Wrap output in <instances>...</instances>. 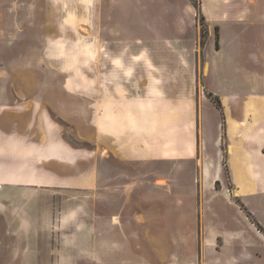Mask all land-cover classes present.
I'll list each match as a JSON object with an SVG mask.
<instances>
[{"label": "rangeland", "instance_id": "rangeland-1", "mask_svg": "<svg viewBox=\"0 0 264 264\" xmlns=\"http://www.w3.org/2000/svg\"><path fill=\"white\" fill-rule=\"evenodd\" d=\"M109 1L0 0V264H70L71 258H67L70 257L69 254H95L103 251L102 247L110 248V244L101 245L97 240V237L105 236L98 231L100 224L97 219L102 215L97 211L99 206L175 205L181 202L180 198L170 195L165 199L161 196V191L153 186L165 181L154 168L147 172L150 174L146 182L136 181L135 194L127 191L129 185H123L128 182L124 176V180L114 183L107 179L98 181L99 193L96 179L92 183H85V187L79 184L76 187L78 182L75 179L82 173L90 174L94 171L95 175L96 171L95 131L92 128L83 133L81 126L88 115L94 117L97 92L117 93L119 89L127 91L131 77L137 76L141 80L143 76L151 77V80L154 77L144 67V55L140 59H134L119 46L130 44L128 41H132L134 37L112 36V30L116 34L123 32V25L127 27L128 22L133 20L131 14H126L128 2L111 6ZM137 1V13H144L147 10L145 0ZM204 7L201 0H191V4L163 6L169 18L166 25L160 27L162 33H167L166 38H162L163 41L168 45L175 44L182 51L185 65L186 61L196 64V68L189 71H192L190 76L196 81L197 96L208 98L219 105V97L215 95L218 92H264V81L258 83L254 78L251 79L253 83L245 82L242 72L251 71L264 76V69L247 68L250 66L246 65L245 56L241 52L223 53L217 60L218 65L223 66L216 72L217 78H206L209 66L221 54L216 49L220 48L219 39L223 29L218 21L208 19ZM250 8H256V5ZM152 23L153 21V30L148 26L146 28L157 31ZM157 24L160 25L158 21ZM232 25L237 30L241 29L238 22H233ZM152 41L148 38L143 43L150 44ZM135 42L140 41L137 39ZM102 46L105 50L101 53ZM231 55V64H235L236 68H231L228 63ZM201 110L203 120H207L209 126L210 148L204 156H215L213 141L218 134L217 122L220 116L214 107L210 109L205 105ZM53 140L67 142L71 147L82 149L83 153L88 154L85 159L77 158L79 163L82 162L81 166H71L72 185L67 180L48 179V175H56V166L41 164L39 161V150ZM23 150L28 155L26 159L22 157ZM104 167L105 175L108 172L125 175L126 172H132L126 165L104 164ZM112 168L116 170H111ZM64 170L57 175H67ZM171 170L168 172L170 177ZM184 171L179 176H173L174 185L179 183V187L182 184L188 186L192 171L188 167ZM142 172L143 170L136 171L138 175ZM194 177L196 184H199L197 174ZM107 184L121 185V189L111 192L105 188L103 191L108 193L102 196L101 188ZM227 185L225 179L224 182L218 180L217 185L204 187L201 194L208 207L217 209L219 216H225L232 222L231 227L235 228L238 227L240 218L228 198L231 192ZM231 199L236 201L233 197ZM261 200L264 203V197ZM251 204L264 208L263 204L255 201ZM196 205H199V200ZM35 208L41 211V223L37 229L40 236H33L32 239L16 236L17 217L22 218L24 231H30L32 227L30 229L28 225L32 215L26 211ZM67 215L70 216L66 220ZM104 215L106 225L113 226L111 215L117 214ZM261 219L264 222V213L261 214ZM62 221L67 222L62 224ZM161 225L164 229L163 221L158 222L157 227ZM151 231L154 238L129 239L127 250L131 253H145L151 260H155L153 264H203V255L210 246L204 245L200 231L199 238L193 241L189 239L183 246L171 244L170 233L177 232L176 226L163 230L161 236L156 226ZM103 242H106L105 238ZM115 247L119 251L126 249L125 244ZM251 251L255 255V250ZM177 252L183 257V261L177 260ZM21 253L23 256L41 253V256L32 263L28 260L22 262V255H17ZM57 254L67 260L57 262L53 257ZM255 258L249 264H263L262 258L259 259L256 255ZM115 261L107 259V262ZM142 262L137 261V264ZM88 263L101 264V261L93 260ZM123 263L124 261H120V264Z\"/></svg>", "mask_w": 264, "mask_h": 264}, {"label": "crops", "instance_id": "crops-1", "mask_svg": "<svg viewBox=\"0 0 264 264\" xmlns=\"http://www.w3.org/2000/svg\"><path fill=\"white\" fill-rule=\"evenodd\" d=\"M123 1L128 2L129 8L126 14H131L133 20L128 22L127 27L123 25V32L116 34L115 30H112V36L134 37L132 41H128L130 44L119 46L134 59L145 56V59L143 58L144 67L149 69L148 72L154 76V80L147 76H143L142 80L133 76L129 79L127 91L119 89L117 93L101 92L100 94L97 92L94 117L92 116V119L87 114L86 121L81 126L83 133L92 128L95 131L96 171L95 175L94 171L91 172L92 174L82 173L78 179H75L78 182L76 187L84 186L87 182L92 183L96 179L99 193L98 181L107 179L114 183L126 178L128 182L123 185H129L126 188L127 191L135 194L136 181H145L150 174L147 172H151L154 168L165 181L156 185L149 184V186L153 185L158 188L165 199L170 195L180 198L181 202L175 205L165 203L118 207L115 205L99 206L97 211L102 215L97 219L100 224L98 231L105 236H99L97 240L99 244H110L111 247L105 249L102 247L103 251L95 254H69L70 257L67 258H71L70 264H79L81 261L89 264L88 262L93 260H99L101 264H120V261H124L123 264H137V261H143V264H153L155 260H151L145 253H131L127 250L129 239L154 238L155 235L151 231L153 226H156L160 236L163 230L166 231L168 227L176 226L177 232L170 233L171 244L176 246H183L189 239L193 241L199 238L200 231L204 245L210 246L203 255V264H249L250 260H256L255 255L259 259L262 258L264 264V257H262L264 254V222L261 219L264 208L251 204L255 201L264 205L261 200L264 197V92L256 90V93H249V91L214 93L219 97L217 101L219 105L208 98L198 97L196 81L190 76L192 71H189L196 68V64L186 61L187 65H185L182 51L175 44H166L162 38H166L167 33H162L160 29L162 25H166L165 22L169 18L163 6L191 4V0H145L147 10L144 13L139 11L137 13V0H110L109 2L111 6H114L125 4ZM201 5L205 6L203 9L208 14V19L218 21V25L223 29V34L219 39L220 48L216 49L221 54L209 66L206 78L213 80L217 78L216 72L223 67L222 64L218 65L217 60L223 53L241 52L245 56L246 65L250 66L247 68L250 70L264 69V0H201ZM252 5H256V8L251 9ZM163 17L167 18L163 19ZM152 21L157 31H152ZM233 22L240 23L241 29H235ZM146 26L152 30H148ZM148 38L153 40L152 43H143ZM137 39L140 42H135ZM104 50L102 46L101 53ZM231 56L232 58L228 59L229 64L233 60V55ZM230 67L236 68V65L231 64ZM255 75L257 74L251 71L242 72L247 84L248 82L253 83L251 79L254 78L258 83L264 81V76ZM205 105L210 109L214 107L220 116L217 122L218 134L213 141V150L216 155L207 157L204 154L210 148L209 126L208 121L203 120L201 110ZM48 130L50 131V127ZM39 151L38 158L41 164L56 166L54 169L56 175L47 174V178L67 180L71 185L73 181L70 175L71 166L77 164L81 166L82 162L79 163L77 158L88 157L82 149L73 148L67 142L62 143L58 140L49 141ZM22 152V157L26 159L27 153L24 150ZM104 164L126 165L132 172H126V175L119 172H108V175H105ZM185 167L192 171L188 186L182 184L179 187V183L174 185L173 176L183 174ZM169 169H172L171 177L168 173ZM62 170L67 174L64 177L57 175ZM137 170H143V172L138 175ZM195 174H197L199 184H196V179H193ZM224 179L232 194L229 193L228 198L240 218L237 223L238 227L235 228L231 227L232 222L230 223L229 219L219 216L217 209L209 208L201 194L204 187L217 185L218 180L224 182ZM105 188L114 192L117 189L120 190L121 185L107 184L106 187L101 188L102 191ZM105 193L108 192L103 191L101 195L104 196ZM231 197L236 201H233ZM198 200L199 205H196ZM26 212L32 215L29 217L28 225V228L32 227V229L24 231L25 224L22 223V218L17 217L16 236L31 239L33 236H40L37 230L42 218L40 209L35 208V210L31 209ZM68 213L71 212L68 211ZM107 213L117 214L111 215L112 220L110 221L113 222V226L106 225L104 214ZM69 216L67 215L66 220ZM113 218H116L117 222H114ZM160 221L165 223L164 229L162 225L157 227ZM66 222L62 221V224ZM103 238L106 242H103ZM121 244H125L126 249L115 250L117 248L115 246ZM252 249L255 250V255ZM139 250L143 252L140 248ZM40 256L41 253H30L20 258L23 259L22 262L28 260L32 263ZM60 256L57 254L53 257L57 262L67 260ZM176 257L177 260L183 261V257L178 252ZM47 258L50 259V256ZM107 259L116 261L111 263L107 262Z\"/></svg>", "mask_w": 264, "mask_h": 264}, {"label": "bare ground", "instance_id": "bare-ground-1", "mask_svg": "<svg viewBox=\"0 0 264 264\" xmlns=\"http://www.w3.org/2000/svg\"><path fill=\"white\" fill-rule=\"evenodd\" d=\"M114 219V222H117V219L116 218H113Z\"/></svg>", "mask_w": 264, "mask_h": 264}]
</instances>
